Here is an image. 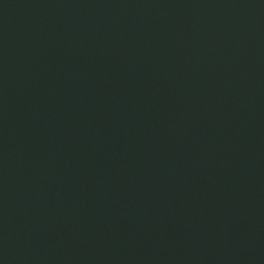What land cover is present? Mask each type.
I'll use <instances>...</instances> for the list:
<instances>
[{"label":"water","instance_id":"obj_1","mask_svg":"<svg viewBox=\"0 0 264 264\" xmlns=\"http://www.w3.org/2000/svg\"><path fill=\"white\" fill-rule=\"evenodd\" d=\"M0 264H264V0H0Z\"/></svg>","mask_w":264,"mask_h":264}]
</instances>
